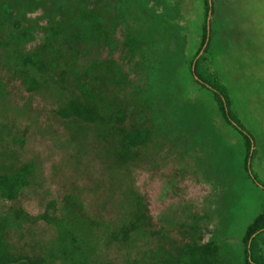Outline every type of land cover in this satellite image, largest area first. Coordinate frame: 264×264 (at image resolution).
I'll return each mask as SVG.
<instances>
[{
  "label": "trees",
  "instance_id": "trees-1",
  "mask_svg": "<svg viewBox=\"0 0 264 264\" xmlns=\"http://www.w3.org/2000/svg\"><path fill=\"white\" fill-rule=\"evenodd\" d=\"M209 9L0 0V264H264V180L211 29L198 56ZM142 170L197 191L154 215Z\"/></svg>",
  "mask_w": 264,
  "mask_h": 264
},
{
  "label": "rangeland",
  "instance_id": "rangeland-1",
  "mask_svg": "<svg viewBox=\"0 0 264 264\" xmlns=\"http://www.w3.org/2000/svg\"><path fill=\"white\" fill-rule=\"evenodd\" d=\"M213 5L207 65L228 87L232 109L252 134V168L264 180V0H213ZM10 90L17 101L30 96L17 83ZM164 180L145 170L137 177L154 215L167 203L176 204L197 191L189 180H183L178 190L167 191ZM260 248L264 251V235Z\"/></svg>",
  "mask_w": 264,
  "mask_h": 264
},
{
  "label": "water",
  "instance_id": "water-1",
  "mask_svg": "<svg viewBox=\"0 0 264 264\" xmlns=\"http://www.w3.org/2000/svg\"><path fill=\"white\" fill-rule=\"evenodd\" d=\"M208 4H209L210 9H209V11H208V13H207V23H206V25H207V36H206L205 42H204V44H203L201 50H200L199 53H198V56L202 54V52L204 51V49H205V47H206V45H207V43H208V40H209V30H210V18H211V6H212V0H208ZM198 56H197V57H198ZM197 57H196V58H197ZM192 70H194V64H193V66H192ZM194 78L196 79L197 77L194 76ZM253 149H254V145H253V142H252V144H251V148H250V154L252 153ZM248 161H249V163H250V158H249Z\"/></svg>",
  "mask_w": 264,
  "mask_h": 264
}]
</instances>
